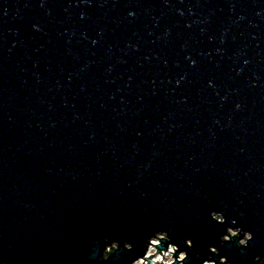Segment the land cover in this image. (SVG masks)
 <instances>
[{
  "label": "water",
  "instance_id": "obj_1",
  "mask_svg": "<svg viewBox=\"0 0 264 264\" xmlns=\"http://www.w3.org/2000/svg\"><path fill=\"white\" fill-rule=\"evenodd\" d=\"M162 231L264 264V0H0V264H134Z\"/></svg>",
  "mask_w": 264,
  "mask_h": 264
},
{
  "label": "clouds",
  "instance_id": "obj_2",
  "mask_svg": "<svg viewBox=\"0 0 264 264\" xmlns=\"http://www.w3.org/2000/svg\"><path fill=\"white\" fill-rule=\"evenodd\" d=\"M218 215L224 217L222 214H218ZM229 228H231V229L234 230L233 233H232V235H231V237H229V233L228 232H227V234H225L224 236H222L224 238H227V242H231L234 239L240 238L242 236L243 238H240L239 239V245L240 246H247L248 245V242L253 239L251 232H242V230L237 229V228H232V227H229ZM170 240H171V238L169 237V235H168L167 232H163L162 231V232L156 233L148 241L147 252H148V249L150 248L151 244H156L158 247H162V249L165 250V242L166 241H170ZM161 242H162V245H161ZM221 242H222V240H221ZM186 243H187V245L189 247L193 246V241L191 239L187 240ZM222 243H224V242H222ZM126 247L128 249H131L132 248V245L131 244H127ZM212 248L217 249L216 247H212ZM166 250L172 251V252L179 251V253H180V256H179L180 264H184V262L188 259V253L186 251H180L178 245H176L174 243H170L169 242L167 244ZM147 252L141 258L136 259L134 261V264H140V262L146 257ZM170 264H175V260L170 261ZM204 264H216V261L214 259L210 258V259L204 261ZM220 264H229V262L227 261L226 258H224V259L221 260Z\"/></svg>",
  "mask_w": 264,
  "mask_h": 264
},
{
  "label": "built area",
  "instance_id": "obj_3",
  "mask_svg": "<svg viewBox=\"0 0 264 264\" xmlns=\"http://www.w3.org/2000/svg\"><path fill=\"white\" fill-rule=\"evenodd\" d=\"M175 253L172 251H162L159 252L157 249L156 244H151L150 248L148 249L146 257L140 262V264H149L147 259L150 257H153L154 263L156 264H169L170 261H168L170 258H175Z\"/></svg>",
  "mask_w": 264,
  "mask_h": 264
},
{
  "label": "rangeland",
  "instance_id": "obj_4",
  "mask_svg": "<svg viewBox=\"0 0 264 264\" xmlns=\"http://www.w3.org/2000/svg\"><path fill=\"white\" fill-rule=\"evenodd\" d=\"M170 260H172V259L170 258L168 261H170Z\"/></svg>",
  "mask_w": 264,
  "mask_h": 264
}]
</instances>
